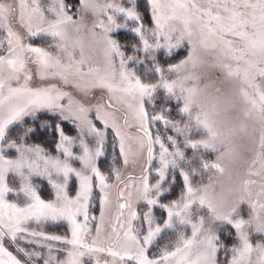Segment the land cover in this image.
<instances>
[{
    "label": "snow or ice",
    "instance_id": "obj_1",
    "mask_svg": "<svg viewBox=\"0 0 264 264\" xmlns=\"http://www.w3.org/2000/svg\"><path fill=\"white\" fill-rule=\"evenodd\" d=\"M146 2L152 27L145 25L137 0H127L128 6L108 0L103 4L79 0L78 12H72L65 0H51L47 7L41 0H17L15 5L0 0V32L4 33L0 39L4 51L0 55V264H21L4 246L6 237L16 243L18 234H24L19 239L28 243L36 241L27 237L42 236L71 245L67 259L57 264H84L86 255L97 252H107L124 264H264V0H209L208 7L197 0ZM88 15L94 17L90 28L83 23ZM13 24L29 37L51 36L56 41L53 46L68 53V63L42 48L25 45ZM121 29L137 38L130 46L132 55H126L112 35ZM81 31L88 34V48L103 53L102 64L86 55L84 39L73 40L71 34ZM185 45L189 51L179 63L158 57L161 52L170 57ZM70 47L73 51L79 48V60L73 59ZM26 53L34 54L35 59ZM209 53L216 54L213 67L226 69L232 82L227 90L211 77L205 82L196 74ZM29 60L38 64L41 80L59 77L67 84L72 78L73 86L84 96L99 88L106 90L107 100L85 103L54 84L29 86ZM137 65L141 67L137 69ZM117 103L124 105L136 122L141 148L147 144L148 167L134 188L137 203L143 202L146 210H133V192L125 195L121 190L124 202L119 204L116 219L119 223L127 208V228L121 236L114 227L115 240L105 248L100 227L90 243L83 234L89 231L87 209L93 178L104 193L101 221L108 203L106 189L110 185L97 164L104 155L107 128L112 127L120 141L125 165L129 162L125 134L111 111ZM173 111L179 119L172 116ZM65 121L74 126L75 136L66 134ZM157 123L165 131L154 134L151 128ZM257 130L259 151L252 164L259 161L262 167L259 172L249 170L250 176H261L255 191L250 187L256 185L255 180H245L240 189L218 181L219 190L211 177L208 183L196 182L209 170L223 175L225 161L234 164L249 144L257 143ZM45 137L54 140L56 155L33 142ZM88 137L94 139V148ZM157 145L159 167L155 182L150 183ZM212 152L219 155L209 162L205 153ZM75 163L80 167H74ZM177 176L182 178L179 197L162 202L173 190ZM72 177L79 182L74 197L69 195ZM116 179L120 180L119 172ZM37 180L47 182L53 200L41 198ZM9 196L17 202L9 201ZM21 199L22 204L18 202ZM156 208L165 214L159 221L154 215ZM79 215L84 216V224L78 222ZM32 219H66L71 239L29 232L22 225ZM137 220L140 224L134 227ZM165 237L169 242L160 247L159 241ZM154 247L159 252L152 255ZM16 251L30 260L40 256L19 246ZM53 259L49 256L44 264Z\"/></svg>",
    "mask_w": 264,
    "mask_h": 264
},
{
    "label": "rangeland",
    "instance_id": "obj_2",
    "mask_svg": "<svg viewBox=\"0 0 264 264\" xmlns=\"http://www.w3.org/2000/svg\"><path fill=\"white\" fill-rule=\"evenodd\" d=\"M5 3H12L15 5L17 3V0H3ZM65 2L72 6V12H78L80 9L79 0H65ZM101 4L105 3L106 0H99ZM108 2H113L117 4H123V6L127 5V0H108ZM215 2V0H213ZM41 3L44 7H47L51 0H41ZM197 3L201 5L202 7H208L209 0H197ZM138 10L141 12L142 16L143 12L147 11L150 19V24H145L148 27H152V21H151V14H150V7L147 5L146 0H137ZM140 7H143L142 10H140ZM215 11V9H214ZM49 19L52 17L49 15ZM94 17L91 15L85 16L83 23L87 25L88 28L91 27L93 23ZM118 22H122L118 18ZM14 30H18L21 35L23 36V43L25 45L31 44L33 47H39L44 49L45 51L49 52L53 57H58L62 63L67 64L68 63V53L61 52L59 49L54 47L53 45L56 43V41L53 40L51 36L41 34L39 36L35 37H29L27 35V32L19 28L17 24H13ZM124 30V29H121ZM99 31V30H97ZM128 32L127 30H125ZM115 33L113 32L112 35L115 38ZM129 34L133 35L132 33L128 32ZM73 40L82 38L85 41V53L87 56L91 57L95 63H101L103 62V53L92 51L87 46L88 41V34L84 31H81V33L77 34L73 32L72 34ZM4 33L0 32V39H3ZM132 44V43H131ZM130 44V45H131ZM122 45V44H121ZM122 46H125L123 44ZM6 47V42H5ZM69 51L72 54L73 59L79 60V48L77 47L74 51L69 49ZM188 47L182 46L178 50H174V55H179V53L183 52L182 57L180 60L176 63H179L181 60L185 59L188 54ZM162 53V52H161ZM4 54L3 50H0V55ZM160 53H158L159 56ZM163 54V53H162ZM28 57H31L32 59H35L34 54L32 53H26L25 54ZM126 55H132L131 52H126ZM215 53H209L206 55L205 63L196 69V74L204 79L205 82H208L209 77L215 83L227 90L232 82L229 81L226 77V69H222L221 67H213V63L215 61L213 60V57L215 56ZM142 56V54H141ZM166 57V56H165ZM173 57V56H170ZM168 58V57H167ZM173 63V64H176ZM27 69L32 74V80L29 82V86L31 87H37V86H48V85H56L58 88H60L63 91L69 92L74 98L81 100L82 102L88 103L92 102L95 103L97 99L103 98V100H107L108 93L106 90L95 88L91 89L89 94L87 96H84L82 93H80L74 86L73 83L70 82L65 84L63 83L59 77H51L49 76L47 79L41 80L37 74L38 72V64L32 63L31 60L26 65ZM141 66L137 65V68ZM87 69H85L86 71ZM175 78V77H173ZM21 82H23V79L21 78ZM200 87H203V84H200ZM162 94V93H161ZM243 106L242 104L240 105ZM149 111H151L150 106ZM115 112V119L117 123V127L121 130L123 134H125V151L128 154V164L125 165L124 163V156L120 154V141L116 136V133L113 131L112 127H109L106 129V139H105V146H104V155L99 158L97 164L101 171V173L107 177V183L110 185L109 188L106 189V192L108 194V203L104 206V216L103 221H101V204L100 200L101 197L104 195L100 191L99 187V181L95 178H93V191H92V198L89 201V207L87 209L88 211V221H87V228L89 231L85 234H83V239L90 243L93 238L96 237V228L100 227V239L104 241L103 247L107 248L109 246V243L113 242L115 240V233L113 232V228L115 227L118 232L122 233L127 228V220H128V212L129 210L126 208L124 210V215L120 217L119 223L117 222V215L120 212L119 204L123 203L124 201L120 198L119 193L121 190L125 191V195H127V192L132 191L133 197L131 201L132 209L137 210L139 212H143L146 210V208L143 205V202L137 203L136 199V193L134 191V188L138 186L139 178L144 174V170L148 167V160H147V144L145 143L144 147L141 148L140 146V140H139V133L137 132L136 122L132 119L131 115L127 113V109L124 105L121 104H114V108L111 110ZM47 115L45 113H41V115ZM128 118V123H125V117ZM172 116L174 118L179 119L178 116H176L175 111H173ZM66 124H69L71 127L74 128V126L65 121ZM97 123L98 127L103 129V125L100 124L99 121H95ZM65 124V125H66ZM258 128V126H257ZM151 131L155 134L157 132H163L165 131L163 128V125L160 123H157L156 125H153L151 128ZM67 134V133H66ZM169 135H174L171 131H168ZM70 136L76 135V130L73 134H68ZM257 137V143L256 144H249L246 150H243L241 153V159L236 161L234 164H229L228 161H225V173L221 175L220 173L215 172L212 174V182L216 184L217 190H219L220 184L219 182H223L225 187H231L235 189H240L243 186V182L245 180H255L257 183L256 185H251L253 191H255L260 183L261 176L255 175L250 176L249 170L252 171H261V162L255 163V165L252 164L253 160H256V153L259 151L258 146V130L254 134ZM50 139V138H49ZM90 142L91 147H95V141L92 137L87 138ZM50 141L53 142L54 145H47L42 143L47 151H49L52 155H56L55 152V143L54 140L50 139ZM35 142V141H33ZM36 143V142H35ZM158 150L159 146H156V152H157V159L152 162V168H151V175L149 176L150 183H154L156 179V168L159 167L158 162ZM74 151H78V149H74ZM219 155L218 152H212V153H205V159H207L210 162H214L216 160V157ZM74 167H80L78 163L74 164ZM215 171V170H214ZM120 173V180L117 181L116 179V173ZM129 177H132L133 179L130 181ZM209 179L205 180L203 183H208ZM35 183L39 186V192L41 195V198L45 201L53 200L54 193L51 187L47 184L46 181L37 180ZM52 190V196L50 198H45L42 196V191H46L47 189ZM79 188V182L76 180L75 177H72L69 182V195L75 196L76 192ZM168 194V193H167ZM166 194V195H167ZM9 201L17 202L16 197L9 196ZM163 199V198H162ZM19 203H23V200L21 199L18 201ZM162 202H164L162 200ZM160 211L159 208L154 209V215ZM156 216V215H155ZM94 217V219H93ZM77 220L79 223L84 224V216L79 215L77 217ZM159 221V218H157ZM140 221H134L133 226L137 227L139 226ZM120 225H124V228H121ZM24 228H26L29 232H37L42 233L43 236H59L63 239H71V225L66 219H60V220H52V219H41L40 221H36L35 219L29 220L25 222L22 225ZM24 234H18V239L16 243H13L10 238H5L4 240V246L11 251L14 255L17 256L18 259L21 260V264H44V260L49 259V256L54 257L53 260L50 261V264H57L58 261H65L67 259V251L71 248V245L65 244L62 241H53V240H44L42 236L37 237H27V240H33L36 241L34 243H28L24 239H19V236ZM169 239H164V243L160 244V247H163L165 243H168ZM17 246L24 248L27 252H37L40 254L39 258L33 257L31 260L25 256L23 253L17 252ZM49 248H51V252L49 251ZM159 252V248H153L151 250V254L155 255ZM221 259L223 260L224 257L221 256ZM84 264H124L123 261H120L118 258H113L112 256L108 255L107 252H97L93 253L90 256L86 255L84 257Z\"/></svg>",
    "mask_w": 264,
    "mask_h": 264
},
{
    "label": "trees",
    "instance_id": "obj_3",
    "mask_svg": "<svg viewBox=\"0 0 264 264\" xmlns=\"http://www.w3.org/2000/svg\"><path fill=\"white\" fill-rule=\"evenodd\" d=\"M143 7H140V10L143 12L142 10ZM144 9V8H143ZM143 19H144V23L145 24H150V19H149V15L147 13V11L143 12ZM115 38L118 39V41L123 45L125 44L124 49L126 50V52H131V43H134L136 41L137 38L134 37V35H131L129 34L128 32H126L125 30H120L118 32L115 33ZM182 54L183 52L179 53V55H172L173 57H165L162 53L159 54V58L162 60V61H167L168 63L170 64H173V63H176L180 60V58L182 57ZM167 66V65H165ZM140 68V67H139ZM137 68V69H139ZM139 74V73H138ZM44 115V114H43ZM64 124H66L64 122ZM75 131V129H73V127H71L69 124H66L65 125V132L67 134H73ZM36 143H44L51 146V145H54L52 141H50V139L48 137H45L43 139H40V138H37L35 140ZM189 154H191L189 152ZM207 154V153H206ZM210 162V161H209ZM215 171L214 170H209L208 172L204 173L203 174V177H197L196 178V182L197 183H200L201 181L204 182L205 180L209 179L212 174H214ZM182 190V178H180L179 176H177V180H176V184L174 185L173 187V190L171 192H169L165 197H163V201L164 203H167L171 200H174V199H177L180 195V192ZM42 196L45 197V198H50L52 196V190L51 189H47L46 191H42ZM156 217L157 218H161L162 216H164L165 214L162 212V210L158 211L156 214ZM164 239H168L167 237H165ZM164 239H162L160 242V244H163L164 243Z\"/></svg>",
    "mask_w": 264,
    "mask_h": 264
}]
</instances>
